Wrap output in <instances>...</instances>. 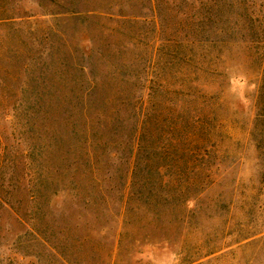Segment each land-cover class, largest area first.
Wrapping results in <instances>:
<instances>
[{
	"label": "rangeland",
	"instance_id": "1",
	"mask_svg": "<svg viewBox=\"0 0 264 264\" xmlns=\"http://www.w3.org/2000/svg\"><path fill=\"white\" fill-rule=\"evenodd\" d=\"M63 1L0 0V264H62L29 227L73 264H264V0L98 4L140 17L117 25L87 16L86 2ZM87 76L102 83L90 95ZM138 97L147 125L134 169L131 128L115 160V140L107 147L97 125L90 157L83 108ZM193 137L212 172L189 186L193 173L167 168L163 175L177 181L159 185L156 147L177 139L184 150ZM91 164L101 180L114 178L112 190L103 188L112 200L128 179L124 218L120 198L100 199ZM25 170L40 185L38 202L27 204L18 189ZM190 197L195 206L186 207ZM87 234L92 240L82 242ZM116 240L108 256L103 244L112 249Z\"/></svg>",
	"mask_w": 264,
	"mask_h": 264
},
{
	"label": "trees",
	"instance_id": "2",
	"mask_svg": "<svg viewBox=\"0 0 264 264\" xmlns=\"http://www.w3.org/2000/svg\"><path fill=\"white\" fill-rule=\"evenodd\" d=\"M75 1L77 2V0ZM80 1L86 2V4L91 5L90 8L93 9L86 13L87 16L107 19L110 22H114L116 25L117 23L120 24L121 22L131 23L133 21H136L138 18H140L139 16L132 15V14H125L123 12H119L115 14L112 12L107 13L106 11H103L100 8L97 9L98 4H101L102 2L107 1V0H79V2ZM109 1H110L109 3L110 6L114 7L115 9L121 8L123 5H128V2H129V0H109ZM149 1L151 3V6L153 5V8H154L155 1L154 0H149ZM63 2H66V0H64ZM107 6H108V3H107ZM141 18H145V16ZM115 29L116 27L111 28V30L108 33L112 35ZM84 50L91 52V54H92V51H94L93 43L90 41V39H89V44L84 47ZM80 69H82L83 71H86L88 69V66L82 65ZM118 72H119L118 69H114L113 75L117 76ZM87 81H88V90L86 91V95L92 94L91 93L92 91H94L96 88H100L102 85V83L98 79L91 78L90 76H87ZM112 100L113 99H109V101H112ZM116 102H117L116 100L112 101V103H116ZM118 103H119L118 106L111 108L109 110H104V109L97 110L95 106L91 107V109L88 107L83 108L81 112V116L84 122L87 124V127H84V129L87 132V140H86V143L88 145L87 152L90 155V157L94 156L95 154V145L99 142V140L96 139V134L94 133V131L98 125L99 129H101L103 133H104V130L106 131V134L104 135H106V137L108 138L107 147L112 146L111 141L113 139L115 140L114 144L117 149H114L115 151L111 153L112 154L111 158L115 160H117L118 157L121 158L122 155H125L124 150L128 148V150L130 151V155L128 158L129 160H128L127 166H128V169L132 170L134 169L136 165V160H137L136 153L138 151V144H139L138 142H139V138L143 134L142 127H146L147 125L145 122L146 117H145V112H144V104L143 102H140L139 97L133 102L128 100V103H127L126 101L123 100L121 103L118 101ZM50 121H51V117L48 118L47 122H50ZM129 128L132 129L130 144H128V146L125 149H123L121 145V138L123 135L122 132L124 133V130L129 129ZM111 134H112V137H111ZM182 143H183L182 141L176 139V141H172L170 143V146L173 148L167 145L156 147V149H159V152H161L160 160L163 161V163L159 164L158 166L159 172L157 175L158 177H161L158 183L159 185L166 187V185L174 184L175 181H177V175L170 176L168 179L166 175H163V170L167 168L178 169V171H180V168H182L183 170H186L187 172L190 171V173H193L195 176L189 177L188 179L189 186L190 185L194 186L199 183L198 179H201V176H198V175L204 174L205 172L206 173L212 172V166L206 167V164L208 163H204V161L206 162L208 160V155L204 153L206 150H203L202 149L203 147L200 145V143L202 144L203 141H200V143H198L197 141H195L193 137V139H190V141L188 142L189 144L188 147H186V149L184 150L182 148L183 147ZM45 146L47 150L51 148V145L49 143H46ZM179 150H182V151H179ZM173 151L175 152L178 151L177 156L173 155L172 153ZM17 156H20L18 158H20L19 159L20 161L22 159V163H23V157H21V155H17ZM22 156H23V153H22ZM149 163H150V160H147L146 164H149ZM102 168L105 169V167H102ZM91 170L94 176L92 177V181H96L98 186L100 187L99 189V192H100L99 196H101L100 199H102V201L108 200L107 204H112L113 201L117 202V200L120 198L122 202V207L120 209L118 216L119 218H124V215L126 214V211H127L126 206L130 202L129 196L125 194V188L129 187L128 179L126 183L124 184V191L122 193V196L120 195V197L118 198L113 197V200H112L110 197L106 195V192L103 191V188L105 187L104 183H107V186L105 188H109L110 190H112L113 184H114L113 183L114 178L111 177L108 180H101L99 177L95 176L96 173L98 172V169L95 164H91ZM29 175L30 173L26 172L25 170L21 176L17 177L18 189L19 190L21 189L22 191H24V194H25L24 198L26 199L27 204L35 203L36 201L38 202L40 200V193H41V191H39L40 185H38V183L35 187L34 184L32 185L33 181H31L30 183V180L29 181L27 180V177ZM180 176L181 175H178V177ZM147 182H150L151 186H153V195L156 198V195H155L156 193L155 192V182L156 181L150 180ZM90 201L93 202L92 199L87 202H90ZM152 201L153 203H156L154 200ZM195 202H196V199H194L193 197H190L185 201V205L186 207H188L190 203L193 206H195ZM64 203L66 205V201L63 202V204ZM75 203L78 204L77 201ZM107 212L108 211H106V213ZM9 213L15 223L19 224L20 226L27 225V222L25 221V218L23 215L24 213H21L19 210H17L15 207H13L10 204H9ZM74 226L76 228H80L77 225H74ZM29 230L32 231L35 234V236H37L44 243V245L47 247L49 251L54 253V255L56 256L57 260L60 263L73 264L70 261V259H68L64 255L59 254L57 249L49 241L40 237L38 230L35 227H29ZM102 230H105V229H102ZM91 240H92V236L90 234H87L85 237L81 239L82 242H88ZM112 246H113L112 247L113 250L110 249L111 246L107 244H103V247L108 253V256H110L112 253H115V250L118 249L119 243H117V240L112 244ZM110 264H115V261H112Z\"/></svg>",
	"mask_w": 264,
	"mask_h": 264
}]
</instances>
